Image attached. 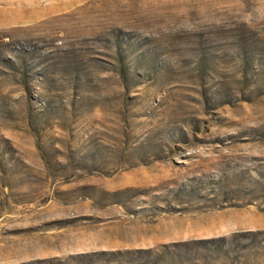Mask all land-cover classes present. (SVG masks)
Returning a JSON list of instances; mask_svg holds the SVG:
<instances>
[{
    "label": "rangeland",
    "instance_id": "1",
    "mask_svg": "<svg viewBox=\"0 0 264 264\" xmlns=\"http://www.w3.org/2000/svg\"><path fill=\"white\" fill-rule=\"evenodd\" d=\"M0 264H264V0H0Z\"/></svg>",
    "mask_w": 264,
    "mask_h": 264
}]
</instances>
